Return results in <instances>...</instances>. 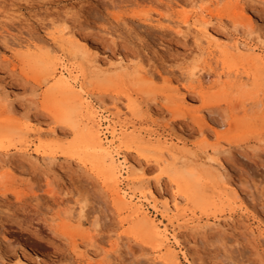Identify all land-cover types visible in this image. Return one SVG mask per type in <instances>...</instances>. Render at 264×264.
I'll list each match as a JSON object with an SVG mask.
<instances>
[{"label": "rangeland", "instance_id": "obj_1", "mask_svg": "<svg viewBox=\"0 0 264 264\" xmlns=\"http://www.w3.org/2000/svg\"><path fill=\"white\" fill-rule=\"evenodd\" d=\"M263 50L264 0H0V264H264ZM70 74L79 97L57 85ZM93 109L129 161L126 204L72 156Z\"/></svg>", "mask_w": 264, "mask_h": 264}, {"label": "bare ground", "instance_id": "obj_2", "mask_svg": "<svg viewBox=\"0 0 264 264\" xmlns=\"http://www.w3.org/2000/svg\"><path fill=\"white\" fill-rule=\"evenodd\" d=\"M254 9V8H253ZM256 12V11H255ZM257 15V14H256ZM256 15L252 14L250 12V15L247 19V24L245 25L249 30H252L251 27L253 25V22L257 20V18L255 17ZM187 22V21H186ZM196 31L200 34H202L204 37H206L207 39L210 40H218L220 37L218 36V32L215 30H211L209 28L208 22H203L200 27L197 26L195 27ZM7 39V38H6ZM14 42V41H13ZM242 47L243 50H248V49H252L251 44L248 41L242 42ZM242 47L240 46L239 43L236 44V48L238 50H242ZM253 49H259L258 47L253 48ZM262 50V49H260ZM255 51V50H254ZM264 51V50H263ZM74 54V52H73ZM75 55V54H74ZM264 56V55H262ZM261 56V58H262ZM249 60V59H248ZM263 61V60H262ZM264 62V61H263ZM60 64V61L56 58H52L51 62L47 65L46 70L49 72L50 75L56 74V71L58 69V65ZM62 66V65H61ZM195 67V66H194ZM62 68V67H61ZM192 74L193 77H195L196 74V68H194ZM64 74V73H63ZM46 76V75H45ZM200 79H203L201 76L199 77ZM78 77H74L73 75L70 74V76H61L59 77L58 81H57V85L64 90L65 92L68 93H74L75 97H79V94H77V92H75L73 83H77ZM75 85V84H74ZM78 88V87H77ZM79 93H81V91L79 90ZM73 94H71L72 96ZM73 97V96H72ZM75 99V98H74ZM73 100V98L71 99V101ZM61 101V100H60ZM81 101V100H80ZM63 102V101H62ZM66 102V101H65ZM78 102V101H77ZM80 103V102H79ZM61 104V103H60ZM80 104H83L82 102ZM64 105V104H63ZM49 108V107H48ZM53 109V108H52ZM66 110H64L65 112ZM68 111V110H67ZM67 111L65 112V114H67ZM98 111V110H97ZM63 112V113H64ZM52 113V112H51ZM62 112H60V114H62L61 116H65ZM58 114V113H57ZM72 115V114H71ZM201 115V114H200ZM70 116V115H69ZM68 116V117H69ZM89 116V115H88ZM178 116H181V114H178ZM182 117V116H181ZM209 117V116H208ZM208 117H203V120L205 121L206 124H208L209 126H212L211 121L213 120H208ZM61 118V117H60ZM67 118V117H66ZM90 118L92 119V123L93 126L91 128H89L83 135L82 137L79 139V141L77 142L78 144L72 149V156L78 160V162H82L84 166L87 165L86 162L82 161L81 158V154H87L89 155L90 159L87 160V162L91 165L90 167L92 168V170L94 172H96L103 180V182L109 186V188L111 189V191L113 192V194L117 197L118 201L121 204H126L127 200L130 198H132L133 196L130 195V197H128V193L127 191H125L124 189H122L120 187L121 184V177L124 176L123 171H126L127 174H129L128 176H126L125 178L127 179V181H130V166H129V161L127 160V157H123V160H121L120 158L117 160V154L116 153V148L114 147L115 141L112 140H107L108 142H105L103 137H102V132L101 130L98 129V126L96 125V119L100 118V115L98 112H96L94 109L90 114ZM68 119V118H67ZM70 119V118H69ZM73 119V118H71ZM87 120V119H86ZM196 120V119H195ZM200 119H198L199 122ZM216 121V119H214ZM213 120V124H216V122H214ZM69 123L72 121L68 120ZM85 122V121H84ZM102 122V120H101ZM197 122V120H196ZM202 122V121H201ZM200 123V122H199ZM222 123V122H220ZM85 124V123H84ZM101 124V123H100ZM201 124V123H200ZM218 124V123H217ZM203 125V124H202ZM220 124H218L219 126ZM87 126V125H86ZM222 126V125H221ZM80 127V126H79ZM88 127V126H87ZM102 128V127H101ZM112 127L108 126L107 130L108 132H110L112 134L113 138L117 137V130L115 128H113V131H111ZM86 130V129H85ZM84 130V131H85ZM206 130V129H205ZM104 131V130H103ZM105 133V132H104ZM202 133V132H201ZM23 134V133H22ZM79 136V134H78ZM120 137V135H119ZM107 138V137H106ZM116 140V139H115ZM118 140H122L121 138H118ZM133 139L132 138H126L125 141H123V143H125L126 145H130L131 141ZM8 141V138H7ZM141 143V142H140ZM4 145H5V141L4 138H0V151L4 150ZM129 148V147H128ZM7 152V151H6ZM138 152V151H137ZM36 153L40 156H42L45 160L46 159H53V156L48 153L47 151V146L45 145H40L39 148L36 150ZM19 155V154H18ZM25 156V155H24ZM10 158L12 157L11 155L9 156ZM119 157V156H118ZM141 157V155H140ZM27 158V157H26ZM25 159V158H24ZM183 159V158H182ZM29 160V159H28ZM85 161V160H84ZM10 162V161H9ZM14 162V161H13ZM33 162V161H32ZM31 162V163H32ZM46 162V161H45ZM174 162V161H173ZM48 163V162H47ZM52 163V162H51ZM222 164V162H221ZM37 165V164H36ZM224 166V165H223ZM192 173V172H191ZM202 179V178H201ZM181 180L187 184H189V180L181 178ZM181 180L178 178L173 179L174 183L177 185V187L180 190V186H181ZM207 181V180H206ZM210 182V181H209ZM173 183V182H172ZM211 183V182H210ZM227 186V184H225ZM143 188V187H142ZM141 189V188H140ZM146 190V191H145ZM145 190L141 193L143 197H145L146 199H148V201L150 200L153 204L154 208H157V202H158V196L156 194V192L149 186V187H145ZM189 190V188H188ZM188 190H185V193L188 194ZM232 190L234 192L235 198L236 200H238L241 205H244V199L242 197V192L240 193V191L236 188V187H232ZM147 192V193H145ZM247 195V194H246ZM184 198V197H183ZM198 202L200 201V199L198 198L197 200ZM246 205V204H245ZM131 208V207H130ZM81 216H84V209H81ZM75 213V211H74ZM135 213H137L138 215H143L142 221L146 223V225L149 226L150 231L155 239V241L158 243L157 248L158 251H162V250H166L167 254L171 255V256H175V253L173 250H171V248L168 247L167 243L169 241V233H168V229L166 228H162L160 227L158 224H156L154 221L148 219L147 215L144 213L142 206L137 207L135 210ZM134 213V214H135ZM152 217V216H151ZM139 220V219H138ZM141 220V219H140ZM137 221V220H136ZM135 221V222H136ZM233 222V221H232ZM138 222H136L137 225ZM135 224V223H133ZM231 224V223H230ZM201 234V233H200ZM173 239H174V243L176 245H181V242L179 240V238L176 235H173ZM194 239V238H193ZM221 240V239H219ZM223 240V239H222ZM117 242H115L113 244V248L116 250L115 252L118 253V251L121 248L120 242L119 240L116 239ZM172 241V240H171ZM224 241V240H223ZM123 242V241H122ZM226 242V241H225ZM224 243V242H223ZM224 249V248H223ZM157 252V251H156ZM185 257L188 261V255L185 252ZM158 263H168V258L165 257H161L158 261Z\"/></svg>", "mask_w": 264, "mask_h": 264}]
</instances>
